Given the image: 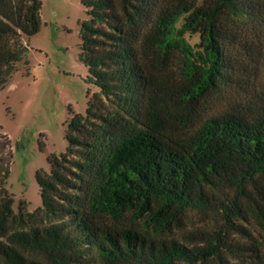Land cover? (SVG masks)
I'll return each instance as SVG.
<instances>
[{"label": "trees", "instance_id": "obj_1", "mask_svg": "<svg viewBox=\"0 0 264 264\" xmlns=\"http://www.w3.org/2000/svg\"><path fill=\"white\" fill-rule=\"evenodd\" d=\"M81 1L79 59L99 90L88 91L85 115L70 118L66 151L36 173L34 211L15 212L12 155L0 148L1 262L230 264L235 255L264 264V0ZM42 6L0 0V90L30 51L23 36L41 30ZM187 32L200 33L202 51ZM235 87L244 95L230 97ZM224 189L236 191L226 202ZM195 210L247 235L235 218L253 219L261 240L228 244L221 231L188 246L120 222L132 211L159 233Z\"/></svg>", "mask_w": 264, "mask_h": 264}, {"label": "rangeland", "instance_id": "obj_2", "mask_svg": "<svg viewBox=\"0 0 264 264\" xmlns=\"http://www.w3.org/2000/svg\"><path fill=\"white\" fill-rule=\"evenodd\" d=\"M41 1V30L32 37L23 36L30 51L0 90V148L7 145L1 155L5 158L12 155L6 188L14 195L16 213H19L21 204L30 212L42 205L36 173L41 169L50 172L49 158L66 151L70 118L75 113L85 115L88 91L92 94L99 90L87 82L89 70L79 59L80 21L87 17L82 1ZM185 38L195 51H202L200 33L187 32ZM175 53L182 57L178 51ZM259 66L261 71L256 82L264 86V59ZM242 90L235 87L228 95L239 97ZM230 97L214 101L211 111L218 113L225 109ZM261 182L264 185V177ZM251 188L260 199L258 191L253 186ZM218 194L226 202L235 196L236 191L224 189ZM120 222L143 233L150 232L158 239H174L188 246L203 245L204 234L215 238L221 231L228 244L261 240V231L253 219L235 218L237 226L242 225L248 230L247 235L239 232L237 227H228L223 215L199 210L188 212L180 226L159 233H155L143 218H135L132 211L126 212ZM226 254L231 253L226 251ZM229 260L230 264L243 263L242 258L235 255H229ZM0 264H3L1 260ZM207 264H218V261Z\"/></svg>", "mask_w": 264, "mask_h": 264}]
</instances>
